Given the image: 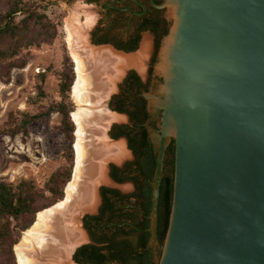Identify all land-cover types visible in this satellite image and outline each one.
<instances>
[{
	"label": "water",
	"instance_id": "water-1",
	"mask_svg": "<svg viewBox=\"0 0 264 264\" xmlns=\"http://www.w3.org/2000/svg\"><path fill=\"white\" fill-rule=\"evenodd\" d=\"M153 5L173 24L157 68L164 78L161 141L150 134L157 155L150 216L154 263L264 264V0H166ZM113 126L105 134L110 143L119 141L110 136ZM172 140L173 207L157 261L160 188ZM130 156L135 160L131 151ZM117 165L122 169L126 162ZM112 166L106 163L113 185ZM102 188L96 187L95 210L81 217L84 231V218L98 214ZM85 233L87 244L75 248L71 263L79 248L92 244Z\"/></svg>",
	"mask_w": 264,
	"mask_h": 264
},
{
	"label": "trees",
	"instance_id": "trees-1",
	"mask_svg": "<svg viewBox=\"0 0 264 264\" xmlns=\"http://www.w3.org/2000/svg\"><path fill=\"white\" fill-rule=\"evenodd\" d=\"M46 0H0V78H7L14 69H24L26 60L23 51L41 47L61 38L59 25L44 11ZM138 39L127 51H135ZM59 93L61 100L52 103L46 111L38 115L23 114L19 122L4 133L15 137L27 135L34 122L49 118L52 114L60 117V130L65 137L64 156L67 165L57 171L40 187L33 180H21L17 183L0 182V264H17L14 248L19 244L22 233L29 230L36 222L38 214L48 210L65 199V190L72 181L75 167L76 124L72 118L74 103L73 87L76 82L75 64L67 54L64 69L60 76ZM139 79L134 76L133 87H127L122 104L115 111L128 114L138 131L129 132L123 126H113L114 140L127 138L135 161L127 165L132 177H120V169L112 167V177L118 182L144 181L139 196L145 199L142 205L143 218L134 219L130 213L113 199L108 198L109 191H104V206L99 217L85 220L95 246H85L77 252L76 260L80 264H155L151 241V220L153 212L154 189L152 181L157 170V155L151 143L150 134L144 124L149 120L146 102L141 98L136 87ZM147 90V89H146ZM39 97L45 98L42 88ZM127 106H129L127 108ZM170 156L172 159L170 160ZM175 182V140L168 149V161L160 188L158 240L163 247L170 226L174 198ZM119 195L118 193H115ZM135 197L137 195H134ZM126 199V198H123ZM124 204V203H123ZM134 222V229L125 231L122 223Z\"/></svg>",
	"mask_w": 264,
	"mask_h": 264
},
{
	"label": "bare ground",
	"instance_id": "bare-ground-1",
	"mask_svg": "<svg viewBox=\"0 0 264 264\" xmlns=\"http://www.w3.org/2000/svg\"><path fill=\"white\" fill-rule=\"evenodd\" d=\"M78 9L87 18L86 25H79L77 16L68 22V45L76 64L73 87V98L78 106V112L73 115L77 126L76 168L66 188L65 201L38 214L36 223L15 247L18 264L70 263L75 248L86 241L81 217L95 210L98 204L96 187L110 183L106 163H121L129 157L123 142L110 143L105 136V129L112 122L122 120L109 113L107 101L116 91L124 70L136 68L144 73L152 42L145 37L137 55L125 56L108 48H93L87 40L93 14L84 8ZM84 105L91 109H84Z\"/></svg>",
	"mask_w": 264,
	"mask_h": 264
},
{
	"label": "rangeland",
	"instance_id": "rangeland-1",
	"mask_svg": "<svg viewBox=\"0 0 264 264\" xmlns=\"http://www.w3.org/2000/svg\"><path fill=\"white\" fill-rule=\"evenodd\" d=\"M104 2L105 0H46L44 3H39V5L44 4L46 6L44 10L46 14L54 23L60 26L59 31L62 36L61 38L51 43L44 44L41 47H34L23 51L21 56L26 60V68L14 69L9 77L0 78V182L17 183L21 180H33L38 186L44 187L53 174L67 165V159L64 156L65 137L60 130L61 124L58 114H52L47 119L34 122L27 135L21 134L11 137L4 136V133L13 126V122H19L22 119L23 114L38 115L46 111L52 103L61 100L59 85L61 79L60 76L64 69L65 56L68 54L74 62L68 45V22L71 18L77 16L79 19V25H86L87 18L81 13L82 11H80L78 7L84 8L93 14V21L90 22V24L89 22L87 23L89 24L87 40L90 45V34L98 19V10L95 8H98V6L102 5ZM166 19L170 24V31L161 42L157 62L154 67L152 87L150 93L147 94V96L152 99V101L147 99L149 107L151 103L154 104V107L153 109L150 108L151 120L146 125V128L149 134L153 133L157 137L158 142L161 141L162 138L163 110L160 109V90L164 85V78L163 74L158 72L157 68L161 63L159 55L163 43L170 35L173 27L172 21L169 20L167 16ZM123 31H125V29L120 28L119 33H122ZM145 37H149L150 40L152 39L148 34L143 35L140 42V48L134 53L135 55L141 52V45ZM129 71H136L140 76L141 74L144 76L146 75L145 72L141 73L136 68H130ZM40 88L44 90L45 98L39 97ZM71 96L74 103V112L72 113L73 118V115L78 112V106L74 101L73 93ZM109 101L110 100H108L107 104ZM83 108L88 111L91 109L88 105H84ZM117 117L122 120L118 122L114 121L110 125L116 127L129 125L127 117ZM107 128L105 129V133L107 132ZM121 139H119L118 142H123L127 149V142ZM167 150L168 145L164 156V173ZM127 154L129 157L124 160V162L129 164L133 163L135 160L131 159L130 149H128ZM112 163L118 167V163ZM102 187L117 189L124 195L132 191L130 184L114 186L109 183L108 185H102ZM26 232L22 233L20 242ZM163 248L164 246L162 247L160 244H157L154 247L157 261L160 260L163 254ZM68 264L74 263L70 262Z\"/></svg>",
	"mask_w": 264,
	"mask_h": 264
},
{
	"label": "flooded vegetation",
	"instance_id": "flooded-vegetation-1",
	"mask_svg": "<svg viewBox=\"0 0 264 264\" xmlns=\"http://www.w3.org/2000/svg\"><path fill=\"white\" fill-rule=\"evenodd\" d=\"M166 0H105L102 5H99L98 8V16L97 23L94 26L91 34H90V45L93 48L103 49L108 48L109 50L119 53L124 52L129 55L134 54L138 48H140V42L143 38V35L148 34L152 39V48L149 56L146 58V65L144 72L146 73V81H143L142 77L136 71H130L128 75L125 77L124 81L119 85L117 93H114L108 103V109L110 113H119L114 109H117L122 104L123 95L127 89V87H133L134 84V76L139 79V85L136 87V92H138L141 98H143L146 102V110L149 114V120L144 124L146 125L151 120L150 107L149 102L147 100V94L150 93V89L153 83V72L154 67L157 62L158 53L160 50L162 40L169 34L170 24L166 19L165 11L157 9L153 3L157 5L164 4ZM120 28H124L125 31L119 33ZM117 31V32H116ZM138 41V45L135 51H127L130 47H132L133 42L135 40ZM120 55V54H119ZM147 89V90H146ZM129 106H127L128 108ZM126 115L127 122L129 125H124L122 128L128 130L129 132L139 130V128L135 127L134 122L128 114ZM119 127V126H118ZM115 127H113L110 131V136L113 139ZM147 129V128H146ZM129 147V140L125 138ZM119 140V139H118ZM170 146V145H169ZM169 149V147H168ZM131 151V150H130ZM134 158L135 155L133 151H131ZM136 159V158H135ZM170 160L172 157L170 156ZM168 161V150H167V159ZM120 169V177H132L135 176L133 173H128L127 165ZM113 167V166H112ZM112 167L110 171V177L113 181L114 186H123L125 184H130L132 187V191L128 194H123L121 191L114 188H106L103 187L101 189V206L99 208L98 214L96 216H87L84 218V229L88 234V237L91 239L92 244L85 246H95V242L90 231L86 228L85 220L89 217H99L101 214V209L104 206V191H109L108 198L113 199V201L120 203L119 206L123 207L124 213H130L132 218L142 220L144 214L142 210V205L145 202L143 196H139V190L142 189L144 181L141 180L139 184L135 182H118L112 177ZM117 167V166H116ZM118 193L119 195L115 194ZM134 195H137L136 197ZM126 198V199H123ZM124 203V204H123ZM122 227H124L125 231H131L135 227L134 222L132 220H128L122 223ZM83 246V247H85ZM81 247V248H83ZM79 248L77 252L81 249ZM77 252L73 257L74 264H80L76 260Z\"/></svg>",
	"mask_w": 264,
	"mask_h": 264
}]
</instances>
